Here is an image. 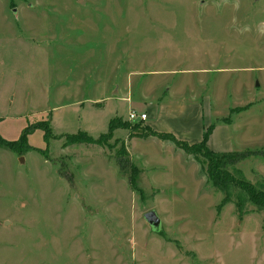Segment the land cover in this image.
Listing matches in <instances>:
<instances>
[{"label":"rangeland","instance_id":"1","mask_svg":"<svg viewBox=\"0 0 264 264\" xmlns=\"http://www.w3.org/2000/svg\"><path fill=\"white\" fill-rule=\"evenodd\" d=\"M127 79L137 112L165 87L214 119L252 106L232 129L259 152L227 169L264 190V0H0V136L52 129L0 146V264H264V209L221 207L203 155L120 101L128 128L99 137L92 103Z\"/></svg>","mask_w":264,"mask_h":264},{"label":"crops","instance_id":"2","mask_svg":"<svg viewBox=\"0 0 264 264\" xmlns=\"http://www.w3.org/2000/svg\"><path fill=\"white\" fill-rule=\"evenodd\" d=\"M129 88L130 84L128 83V79L123 87L115 82L113 83L112 91L103 93L101 97L97 98L94 100V103H92V105H98L100 106V109L102 108L100 115L103 117L101 135L109 131V123L112 119L124 118L122 116L120 117L118 111L113 108L112 104L109 103L114 101L128 103L130 104L129 113L132 110L136 111V108H134V93L130 92ZM115 89L116 91L112 93ZM125 90H127V93ZM170 92L171 89H166L165 87L159 97H155L153 99L151 98L149 100L146 98L141 99L139 104L143 105L146 109L136 112L147 115V119L143 121L146 127L150 128L155 133L171 134L177 140L193 145L199 144L203 140L205 130L214 125L215 127L207 143L209 150L216 153H236L242 151V149L238 147L239 145L234 141L232 128L234 126V122L243 113L251 110L252 106H249V108L245 111L235 113L231 116L230 122L225 123L223 119L228 118L230 116V112L227 117L214 119L213 116L209 117L208 114L206 116L205 105L198 99L190 101L182 100L183 102L172 105L168 98L171 94ZM245 106L246 105L240 107ZM116 130L115 131L118 132V129Z\"/></svg>","mask_w":264,"mask_h":264},{"label":"trees","instance_id":"3","mask_svg":"<svg viewBox=\"0 0 264 264\" xmlns=\"http://www.w3.org/2000/svg\"><path fill=\"white\" fill-rule=\"evenodd\" d=\"M249 108V106L245 107H238L230 110V116L228 118L223 119L225 123H229L231 120V116L235 113H240L242 111H245ZM124 123V124H122ZM49 126V125H48ZM43 127V126H31L28 129L25 130L23 135L20 137L19 141L16 142H8L4 140L0 136V146L2 147H8L10 149H16L17 144H21L24 141L27 140V136L35 131L36 129H41L45 132V136L47 140H50L52 129L49 127ZM214 125L208 127L203 135V140L199 144H193L190 145L186 142L177 140L173 135L171 134H160L153 132L150 128L147 127L155 136L161 137V138H169L171 139L175 144L182 146L183 149L189 153V154H200L205 157V159L208 161V167H207V176H208V182L211 184V186L216 189L219 192H222L225 196L222 200L221 207L225 206L226 203L230 200V191L232 188H238L242 192H244L247 195V199L254 204L258 209H264V190H258L254 184L251 182L243 179V178H237L233 176L231 173H229L227 167L233 166L240 161H243L247 159L248 157L252 155H256L259 151H245V152H236V153H216L207 147V143L209 140V137L211 136ZM119 128H128V124L126 122H122L119 118H114L109 123V131L106 135L100 136V138H105L106 136H112L114 131ZM83 135L87 136L89 139L92 140L90 136L86 133H82ZM72 139L75 137H71ZM76 140H70L67 143H74ZM123 152H125L124 148L122 149ZM40 151V150H39ZM133 173H136V168L132 166ZM130 186L132 188L136 187V178H130L129 180ZM243 201L240 199L238 202V205L242 203Z\"/></svg>","mask_w":264,"mask_h":264},{"label":"built area","instance_id":"4","mask_svg":"<svg viewBox=\"0 0 264 264\" xmlns=\"http://www.w3.org/2000/svg\"><path fill=\"white\" fill-rule=\"evenodd\" d=\"M128 119L131 122H138V121H144L147 119V115L146 114H139L136 111H131L128 115Z\"/></svg>","mask_w":264,"mask_h":264},{"label":"water","instance_id":"5","mask_svg":"<svg viewBox=\"0 0 264 264\" xmlns=\"http://www.w3.org/2000/svg\"><path fill=\"white\" fill-rule=\"evenodd\" d=\"M146 220L151 224V225H157L159 223V218L157 214L154 211L148 212L145 215Z\"/></svg>","mask_w":264,"mask_h":264}]
</instances>
